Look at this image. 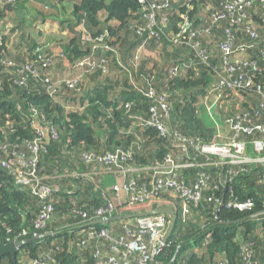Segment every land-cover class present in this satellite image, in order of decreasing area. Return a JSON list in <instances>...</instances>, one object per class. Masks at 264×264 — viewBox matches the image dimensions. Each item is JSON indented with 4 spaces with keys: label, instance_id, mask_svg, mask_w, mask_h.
Segmentation results:
<instances>
[{
    "label": "trees",
    "instance_id": "trees-1",
    "mask_svg": "<svg viewBox=\"0 0 264 264\" xmlns=\"http://www.w3.org/2000/svg\"><path fill=\"white\" fill-rule=\"evenodd\" d=\"M54 1L55 7L45 2L42 8H37L39 0H0V24L11 20L16 22L12 31L23 33L26 18L21 7L25 13L38 11L33 17L36 23L47 17H62L66 8L59 7V3L65 0ZM158 1L169 2L167 7L155 10L158 22L165 17L168 25L166 30L155 28L157 34L154 36L137 33L139 26L145 23L139 0H75L70 17L60 20L63 27L60 33L66 31L71 35L60 48L34 39L30 40L31 51L25 52L21 49L23 42L11 36L0 44V162L7 161L12 168H22L19 161L28 162L31 157L28 146L38 138L31 124L36 114L45 119L49 130V134L41 138L48 143L43 145L45 150L39 156L38 175L44 183L55 188V194L66 185L73 184L72 188L80 189L73 195H61L60 202L54 197L51 219L38 231L42 236L33 237L41 208L39 201L28 187L16 183L15 169L10 171L0 164V242L27 240L20 246L16 259L6 255L0 264H32L44 254L52 256L51 264H95L96 250H109L110 242L89 239L90 230L106 228L112 236L124 235L125 223L136 220L89 224L96 218L97 209L110 202L116 205L117 213L147 211L168 202L175 207V227L157 257L161 264H222L224 257L229 259L226 264H247L241 250L246 242L252 244L256 264H264V216L247 218L264 209V165L249 166L248 172H241L228 183L224 179L229 166H207L206 170L212 174L211 186L203 191L198 204L191 205L185 220L181 213L182 199L172 193L161 192L151 204L127 206V195H117L113 189L115 184L122 185L124 181L108 188L103 183L96 185L83 174H67V170L75 167L87 170L93 166L103 167L106 173H115L120 169L98 159L88 160L87 155L103 156L117 149H130L132 159L123 164V168L139 184L149 186L154 175L150 167L164 164L171 154L174 158L182 154L180 149L172 148L173 137H163L151 127L132 129V124L151 116V100L144 95L150 86L158 94H165L171 104L168 128L194 142L216 140L219 131L226 132V120L235 114H249L254 121L264 122V114L258 107L262 94L256 89L260 85L264 93V2L247 0L249 3L243 10L246 18L243 19L248 21L233 25L227 17L215 22L213 15L224 13L226 4L240 0ZM41 9L44 13L39 11ZM14 12L18 15L15 21ZM185 17L192 23V29L209 30V34L202 33L195 38L202 48L208 49L206 62L197 57L188 44L189 31L185 33L180 27ZM248 25L259 35L258 39L250 37L246 30ZM227 29L235 38L233 62L257 63V71L251 65H241L240 70L249 72L255 85L238 91L225 89L221 98L226 103L232 99L234 106L228 109L223 104L224 108L217 109H221L219 112L210 114L207 106L218 95L206 89L216 80L214 68L222 70L224 67L220 45L226 39ZM176 38L180 41L176 42ZM210 38L215 39L214 43ZM143 44L160 47L158 55L163 62H155L154 67L147 65L149 62L136 53ZM103 46L109 48L106 54L100 53ZM188 56L192 60L185 72L171 77V68L188 60ZM86 58L92 64H78ZM66 63L77 71L56 77L54 69ZM92 85L96 87L86 93V88ZM84 91L86 98L81 95ZM205 96L203 103L200 99ZM241 97L244 100L237 103ZM192 147L190 145L188 154L198 161L204 160L206 156L196 155ZM253 152L249 145V153ZM199 170L183 168L176 177L192 183ZM230 189L241 200L254 198L255 208L239 211L207 200L208 196H222L226 202L231 198ZM80 212L88 216L85 218ZM131 228L137 229L134 225ZM25 231L27 235H23ZM82 239L87 241L85 246L81 245Z\"/></svg>",
    "mask_w": 264,
    "mask_h": 264
},
{
    "label": "built area",
    "instance_id": "built-area-1",
    "mask_svg": "<svg viewBox=\"0 0 264 264\" xmlns=\"http://www.w3.org/2000/svg\"><path fill=\"white\" fill-rule=\"evenodd\" d=\"M262 1L264 2V0ZM139 3L143 10L142 16L145 23L139 26L137 33L141 36L146 35L148 37L149 35L154 36L157 34L155 28L166 30L168 19L164 17L158 22L159 20L155 10L167 7L169 2L139 0ZM248 3L249 1L247 0L228 3L225 5V12L214 14L213 19L215 22H219L227 17L233 25H240L242 22L248 21L243 19L246 18V14L243 12L244 5ZM241 11V15H238V12ZM191 25L192 23L189 21V18L185 17L180 27L185 33L189 31L188 44L195 50L196 56L206 62L208 60V49L202 48L200 41L195 40V38L202 33L209 34V30L203 29V31H197L192 29ZM246 30L250 32L252 39H258L259 35L249 25ZM224 36L226 39L220 45L223 52L222 59L224 67L222 70L218 67L214 68L216 71V83L211 89V91H216L219 97L222 96L225 89L238 91L241 88H248L255 85L252 81V75L249 72L240 71L243 65H251L254 71L258 70L255 61L247 62L244 60L237 63L233 62L231 55L235 38L230 29L225 30ZM175 41L179 42L180 39L176 38ZM108 50L109 48L103 46L100 48V53L106 54ZM78 64L85 66L86 64H92V62L86 58L79 61ZM35 71L37 72V70ZM182 71L183 66L179 64L171 68L169 73L171 77H175L179 76ZM46 81H49V79H46ZM68 83L74 84L76 82L68 81ZM256 89L262 94V99L258 107L264 114V93L260 85H257ZM144 95L151 100L149 109L151 116L146 120L141 119L138 124L142 128H153L163 137H173L174 143L172 148L180 149L182 154L177 158H174L171 154L164 164L150 167L149 169L154 170V175L151 178L149 186L139 184L133 177H128V174L122 185L115 184L113 189L117 195L121 193L127 195V206L151 204L160 197L161 192H169L182 199L181 213L182 219L185 220L190 213L191 205L198 204L202 199L203 191L211 186L212 174L206 170L207 166H215L217 168L229 166L228 175L224 179L228 183L233 182L241 172H248L249 166L264 165V122L254 121L249 114H235L226 120L224 127L226 132L222 133L219 131L216 140L212 142H204L202 140L194 142L184 134L173 132L168 128L171 104L167 101L165 94H158L150 86L147 91H144ZM208 111L211 113L210 107ZM44 121L45 119L41 116H36V114L32 116L31 124L35 128L38 138L36 137L34 142L28 146L31 151V157L28 159V162L19 161L22 168L19 166L12 168L7 161L0 162L1 166L8 168L10 171L11 169H15L14 174H12L15 175L16 183L28 187L39 201L41 208L35 221L36 229L32 235L33 237L42 236L41 232L38 231L43 230L46 223L51 219L54 210L52 202L56 195L55 188L44 183L38 175L37 170L39 156L45 150L43 145L48 143V141L41 139L43 136L49 134V130L44 124ZM227 134H230V136H227ZM190 145L193 146L192 148L196 155L202 154L206 156L205 159L198 161L196 157L190 156L188 154ZM249 145L253 148L254 152L252 154L249 153ZM132 156L133 153L130 149H117L114 152H107L103 156L87 155V159H98L110 167L118 168L127 173L126 169L123 168V164L132 159ZM183 168H200L197 177L192 183L181 181L176 177L177 172ZM128 170L134 172L135 169ZM230 192L231 198L226 200V202H224L225 200H223L222 196H208L207 200L209 202H215L217 205L225 204L228 208H234L239 211H250L255 208L256 200L254 198L250 197L241 200L234 196L233 189H230ZM167 204L171 203L168 202ZM125 207L126 205L124 204L123 209ZM117 212L116 205L110 202L107 206L97 209L96 218L111 216ZM80 213L85 218L88 216L85 212ZM135 219V223L129 221L125 223L126 231L124 235L112 236L106 228L90 230L88 234L89 239H106L110 242L109 250H96L93 256L95 258V264L162 263V261L157 260V257L166 245L164 238L169 225V216L165 214L150 215ZM131 225H134L137 229H132ZM23 235H27V232L25 231ZM86 244L87 241L82 239L81 245L85 246ZM241 250L247 264L257 263V261L253 260L255 253L251 242L242 244ZM52 261L53 258L50 254H44L33 260L32 264H51ZM228 261L229 259L224 257L222 264H226Z\"/></svg>",
    "mask_w": 264,
    "mask_h": 264
},
{
    "label": "crops",
    "instance_id": "crops-1",
    "mask_svg": "<svg viewBox=\"0 0 264 264\" xmlns=\"http://www.w3.org/2000/svg\"><path fill=\"white\" fill-rule=\"evenodd\" d=\"M66 1H68V3H69V0H65L62 3H59V7H61V8L65 7L66 8V10H64V15L62 17L51 18L52 19L51 22H49L47 19L43 20V21H46V24L44 26L45 28H41V26L39 25V27H40L39 28V32L42 31V32L47 33V28L49 26H56L57 28L59 26H61L60 20L64 19L65 17H67L70 14V11H71V6L68 3H65ZM74 1L75 0H73V3H74ZM70 15L68 17H70ZM40 22L41 21H38V24H40ZM14 26H15V24L13 25V23L12 24H10V23L6 24V22H1V24H0V44L3 42L4 39L10 38V36L13 34L12 30H13ZM16 33L20 34V31H17ZM64 34L67 35V32L65 31ZM51 36L53 38L56 37L55 33L52 34ZM210 40L212 41V43H214L213 40H215V39L210 38ZM8 42L9 41H7V43ZM8 46H9V48H11V45H8ZM214 47H215V45H214ZM188 63H189L188 60L183 62V64H182L183 70L186 68ZM67 65H69V64L68 63L59 64L54 69L53 74L56 77H60L63 74L71 75V74H73L74 72L77 71V69H75L74 67H71L70 65H69V67H67ZM215 83L216 82L212 83L209 87H207L206 90L211 91V89H212V87L214 86ZM96 85H98V84H96ZM96 85H92L89 88H86V90H85L86 93L91 91V90H93L94 87H96ZM85 91L81 94V95H83V97H85V95H86ZM205 98H206V96H205ZM77 101L78 100H75L74 102H77ZM224 103L225 102L221 99V97L217 96V97H215L214 99L211 100V102L208 104L207 108L210 107L211 108V112L213 113V112H216L217 109L220 108V106H222ZM67 171H68L67 174H71V175L83 174V177H85L88 180H91L92 182L94 181L96 183V185H98L97 182H99V183H103L102 185H104L105 187H108V188L111 185H113L114 183H116V182L122 183L127 178V173H125L123 170H118L115 173H112V172L106 173L104 168L103 167H99V166H93L92 169H87V170L83 169V167L80 168V169H79V167H75L74 170H72V171L67 170ZM129 176H131V175H128V177ZM72 185L73 184H71V186L70 185H66L65 187H63V189H61V192L56 194V196H55L56 201L58 200V202H60L61 195H73L72 193H75V192L80 190V189L72 188ZM161 205H163V204H161Z\"/></svg>",
    "mask_w": 264,
    "mask_h": 264
},
{
    "label": "rangeland",
    "instance_id": "rangeland-1",
    "mask_svg": "<svg viewBox=\"0 0 264 264\" xmlns=\"http://www.w3.org/2000/svg\"><path fill=\"white\" fill-rule=\"evenodd\" d=\"M45 2H51V3H53L54 7L56 6L54 0H39V2L36 3V7L37 8H42L41 5L45 4ZM65 3H68V1H66ZM68 4L71 6V8H73V0H69ZM19 8H20V5H19ZM20 11H21V13H23L25 15V18H26V21L23 23V25H24V29L22 30L23 33L19 34V33H16L17 31H14L13 34L11 35L12 36L11 38H13V37L14 38H18V40H21L23 42L24 47L21 48L23 51H25V52L26 51L27 52L31 51V42H30V40H34L35 39L38 43L49 42V43L53 44V46H56L57 48H60V46L62 44H64L71 37V35L69 33L67 35H64V34L60 33V32H63L62 25L59 26L58 28L56 26H49L47 28V33L42 32V31L39 32V28H40L39 25L41 26V28H45L44 26L46 24V21H41L40 24H38V22L36 23V21L33 20V17L35 15L39 14L38 11L25 13L23 7L20 8ZM39 11L43 12L42 9L39 10ZM13 15H14L13 20L15 21V18L18 17L17 12H14ZM47 20L49 22L52 21V19L49 18V17H47ZM8 23L12 24L13 22L11 20H7L6 24H8ZM14 23L16 24V22H14ZM25 33H26V35H25ZM54 33L56 35L55 38H53L51 36ZM170 48H172V47H170ZM159 51H160V47H157V46L152 47L151 45L148 46V45L143 44L139 48V50L136 51V53L139 52L140 55H141V59L143 58L145 61L149 62L147 65L153 66V64H155V62H158V64L163 62L162 60H160V57L158 55ZM186 58L188 59V62H190L192 60V58L190 56H188ZM182 64L183 63H180L181 66H182ZM183 72H185V69L182 71V73ZM215 81L216 80H214L213 83ZM241 100H244V99L241 97V99H239L237 101V103H240ZM200 101L204 103L205 102V97H202L200 99ZM224 101H225V99H224ZM224 106L227 107L228 109H231L234 106V101L232 102V99H229V103H226ZM71 107L72 106H70V108ZM220 108H224V107L220 106ZM220 110L221 109L217 110V112H219ZM214 113L215 112H213V114ZM134 128L137 129V128H141V127H140V125L138 123H134V124H132V129H134ZM141 208H143V207H141ZM257 229H259L258 231H260V227H258ZM200 250L201 249H198L197 251L200 252ZM190 253H192V250L189 251V253H187V255H190ZM217 259H220L219 255H217Z\"/></svg>",
    "mask_w": 264,
    "mask_h": 264
},
{
    "label": "water",
    "instance_id": "water-1",
    "mask_svg": "<svg viewBox=\"0 0 264 264\" xmlns=\"http://www.w3.org/2000/svg\"><path fill=\"white\" fill-rule=\"evenodd\" d=\"M162 214L168 215L170 219L169 225L166 231V235L164 238V242L166 243L177 221V212L175 210V207L172 204H163L154 209H150L147 211L115 213L114 215H111V216H103V217H99L94 220H91L89 224L91 225L106 224V223H110L114 221L131 220V219H135L139 217H145V216H150V215H162ZM261 216H264V209L257 211V212H253L247 218L257 219ZM225 223H230V222H225ZM24 242H27V240L11 241V242L1 241L0 242V260L6 255H11L13 259H16L19 248Z\"/></svg>",
    "mask_w": 264,
    "mask_h": 264
},
{
    "label": "clouds",
    "instance_id": "clouds-1",
    "mask_svg": "<svg viewBox=\"0 0 264 264\" xmlns=\"http://www.w3.org/2000/svg\"><path fill=\"white\" fill-rule=\"evenodd\" d=\"M258 219V218H257Z\"/></svg>",
    "mask_w": 264,
    "mask_h": 264
},
{
    "label": "flooded vegetation",
    "instance_id": "flooded-vegetation-1",
    "mask_svg": "<svg viewBox=\"0 0 264 264\" xmlns=\"http://www.w3.org/2000/svg\"><path fill=\"white\" fill-rule=\"evenodd\" d=\"M12 257V256H11Z\"/></svg>",
    "mask_w": 264,
    "mask_h": 264
}]
</instances>
